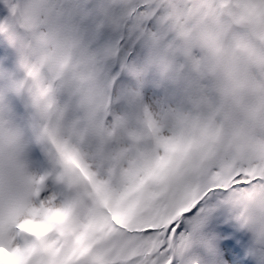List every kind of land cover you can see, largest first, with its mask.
I'll return each instance as SVG.
<instances>
[{
    "label": "snow or ice",
    "instance_id": "6c2138e0",
    "mask_svg": "<svg viewBox=\"0 0 264 264\" xmlns=\"http://www.w3.org/2000/svg\"><path fill=\"white\" fill-rule=\"evenodd\" d=\"M2 3L0 131L52 167L16 165L0 264H196L211 201L264 264V0Z\"/></svg>",
    "mask_w": 264,
    "mask_h": 264
},
{
    "label": "rangeland",
    "instance_id": "374dc122",
    "mask_svg": "<svg viewBox=\"0 0 264 264\" xmlns=\"http://www.w3.org/2000/svg\"><path fill=\"white\" fill-rule=\"evenodd\" d=\"M7 15H8V10L7 8L4 7L2 0H0V20L4 19ZM6 47H7L6 39L3 35H0V52H3V50ZM7 66L10 67L11 64ZM19 75L22 77L23 73H20ZM125 83H127V80L125 81ZM150 91L151 89H149V86L145 88L146 97ZM114 107L117 112H120L122 111L123 106L121 104H117ZM27 160L29 162L30 170L35 171L37 174H40L43 171L51 168L50 166L51 162L49 161L50 162L49 164L46 159H45V166L37 167L33 162L29 152L27 153ZM205 206L209 209L208 215L204 218L198 232L193 234L192 243L190 248L185 253V258L195 261L196 264H217V260H223V264H231V258L225 252V244L231 240L230 234L227 233L229 231V227L226 224L228 221L224 220V225L217 227V222L218 219L220 218V213H217V209L219 208L220 205H217L215 201H211ZM221 206H222V213L224 214L226 209L229 207L225 205H221ZM205 242L211 243L213 248L216 250L217 253L216 258L211 256L208 249L205 247ZM244 258L246 260H250L247 255H244Z\"/></svg>",
    "mask_w": 264,
    "mask_h": 264
},
{
    "label": "clouds",
    "instance_id": "9594fccd",
    "mask_svg": "<svg viewBox=\"0 0 264 264\" xmlns=\"http://www.w3.org/2000/svg\"><path fill=\"white\" fill-rule=\"evenodd\" d=\"M20 163L27 165L28 174L36 173L30 170L27 153L16 152L7 132L0 131V212L5 215L27 191L26 182L17 173Z\"/></svg>",
    "mask_w": 264,
    "mask_h": 264
},
{
    "label": "trees",
    "instance_id": "16d2710c",
    "mask_svg": "<svg viewBox=\"0 0 264 264\" xmlns=\"http://www.w3.org/2000/svg\"><path fill=\"white\" fill-rule=\"evenodd\" d=\"M150 79H152L151 75H150ZM219 208L217 209V213H220V218L218 219L217 227L223 226L224 220H227L228 222L226 224L229 227V231L227 232L228 234H231L234 232V233H236L237 236H242V237H245L246 239L251 236L250 232H247V230L241 229L239 227L238 223L235 220V211L233 209H231L229 207L226 209V211L223 214L222 213V206L220 205ZM220 219H221V221H220ZM246 232H247V236H245ZM230 238L232 239L231 235H230ZM201 240H203V239H201ZM249 243H251V242L249 241ZM243 255H247L249 257V259L251 261H253V264H255V258L250 255L247 248H245Z\"/></svg>",
    "mask_w": 264,
    "mask_h": 264
}]
</instances>
